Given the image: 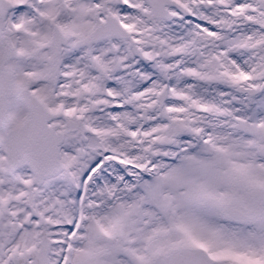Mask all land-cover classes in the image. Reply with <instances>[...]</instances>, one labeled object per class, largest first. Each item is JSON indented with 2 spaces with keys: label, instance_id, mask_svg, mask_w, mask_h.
I'll use <instances>...</instances> for the list:
<instances>
[{
  "label": "snow or ice",
  "instance_id": "1",
  "mask_svg": "<svg viewBox=\"0 0 264 264\" xmlns=\"http://www.w3.org/2000/svg\"><path fill=\"white\" fill-rule=\"evenodd\" d=\"M0 264H264V0H0Z\"/></svg>",
  "mask_w": 264,
  "mask_h": 264
}]
</instances>
